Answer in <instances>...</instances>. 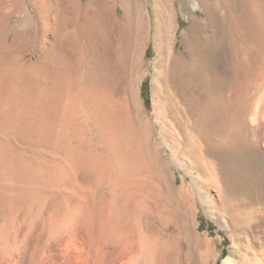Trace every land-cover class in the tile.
I'll use <instances>...</instances> for the list:
<instances>
[{
	"label": "bare ground",
	"instance_id": "1",
	"mask_svg": "<svg viewBox=\"0 0 264 264\" xmlns=\"http://www.w3.org/2000/svg\"><path fill=\"white\" fill-rule=\"evenodd\" d=\"M63 1L34 0L45 55L1 71L0 264H211L198 201L231 241L218 264H264L247 122L264 106V0H178L184 52L175 0ZM2 28L6 50L34 39ZM149 38L153 115L118 90V62L137 80Z\"/></svg>",
	"mask_w": 264,
	"mask_h": 264
},
{
	"label": "rangeland",
	"instance_id": "2",
	"mask_svg": "<svg viewBox=\"0 0 264 264\" xmlns=\"http://www.w3.org/2000/svg\"><path fill=\"white\" fill-rule=\"evenodd\" d=\"M87 1L88 0H79V4L81 5V7H84ZM33 2L34 0H0V18H1L0 23L2 24L3 27L2 28L3 32L1 33H2V38L3 36L4 37L6 36L7 43H10L13 36L17 34H21V32L26 33V36H28L29 33L34 32V39L27 43L22 42L21 43L22 46L15 45L14 48L10 47L9 49L6 50L5 49L6 45L3 47L0 45V51H1L0 78L2 80L4 76L2 75L1 71L4 72V69L6 68V65L9 64V62L11 63L15 59H18L22 62L24 61L32 62L35 61L37 58L39 59L41 56L45 55L44 52H46V49L41 47L43 46L41 40L44 37L42 24L40 23L38 17L35 16L36 11L32 6ZM55 2L57 5L59 4L62 5L64 3L63 0H54V3ZM45 3H47V0ZM178 3H179L178 0H175L176 20L179 24V27L177 28L176 31L175 51L184 52V48L182 45V34L184 30L187 29L188 27V20L183 16L182 12L179 11L180 9ZM29 12L35 16L34 19H36V21L34 22V25L32 18H30V24L26 18H23L24 17L23 15ZM49 12L51 13V11ZM198 15L201 16V13L198 12ZM145 43H144L145 70L137 80H135L133 76L129 73V69H128L129 66L128 63H126L125 61L126 60L125 56L122 61L118 62L119 76L122 77V81L120 80L121 82L119 83L118 90L121 95L124 93L125 95H127L128 99L133 100L134 103L138 101V103L142 105V107L147 111L149 115H153L154 110L151 104L152 103L151 81L155 71V67H154L155 52L152 48L151 38L147 39ZM0 44L4 45L2 43V39H0ZM124 46L125 48L127 47L128 50L129 47L128 40L124 43ZM251 92L252 91L250 90V93ZM257 102L258 101H256V99L252 98L250 100V104L247 109V122L249 125V129L251 130L249 136L250 138H253V140L255 139L259 141L261 140L260 144L264 149V106L263 108H261L262 111L259 114L260 117L259 116L254 117L253 114L257 110L256 109L257 108L256 105L258 104ZM178 168L179 169L176 170L174 169L173 172L179 179L180 176L183 174V172L180 169L181 167ZM201 194L204 196L203 199L206 200L207 194L205 193L204 190H201ZM195 212L196 213H195L194 223L198 225L197 226L198 232L206 233L209 238H218L217 248L218 251L220 252V255L218 256V259L215 262L211 263V264H218L224 258L225 254L232 250L231 241L229 240L225 226L221 223V221H219L217 217H215L214 215H212V213L207 211L204 206L202 207V204L199 201L197 203Z\"/></svg>",
	"mask_w": 264,
	"mask_h": 264
}]
</instances>
